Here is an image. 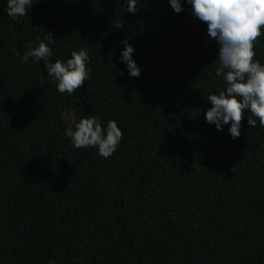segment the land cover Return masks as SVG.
Returning <instances> with one entry per match:
<instances>
[{
    "label": "trees",
    "instance_id": "1",
    "mask_svg": "<svg viewBox=\"0 0 264 264\" xmlns=\"http://www.w3.org/2000/svg\"><path fill=\"white\" fill-rule=\"evenodd\" d=\"M125 6L38 0L12 20L0 0V264H264V128L245 116L233 140L205 122L224 84L190 5ZM47 31L53 61L89 50L91 77L73 96L43 61L17 56ZM125 39L139 78L118 60ZM255 52L264 63V36ZM69 112L116 120L114 155L71 147Z\"/></svg>",
    "mask_w": 264,
    "mask_h": 264
},
{
    "label": "clouds",
    "instance_id": "2",
    "mask_svg": "<svg viewBox=\"0 0 264 264\" xmlns=\"http://www.w3.org/2000/svg\"><path fill=\"white\" fill-rule=\"evenodd\" d=\"M38 0H35L37 3ZM33 0H7V15L12 20L29 16ZM191 6L192 15L206 24L209 39L217 46V77H222L224 87L206 98L210 107L204 111L205 122L223 131L228 126L230 137L241 135V121L247 119L251 128H264V63L255 59V43L264 36V0H169L172 10L179 14L184 4ZM126 12L135 15L141 0H124ZM117 27L123 29L124 24ZM53 32L41 34L34 45H28L21 63L43 61L47 77L56 85L60 95L73 96L91 77L89 50H73L70 57L52 60L57 39ZM118 60L127 73L139 78L142 68L134 60L135 47L122 40ZM61 118L68 126L69 143L74 149H96L99 157L107 160L120 146L123 132L114 119L106 123L99 116L74 118L69 112Z\"/></svg>",
    "mask_w": 264,
    "mask_h": 264
}]
</instances>
